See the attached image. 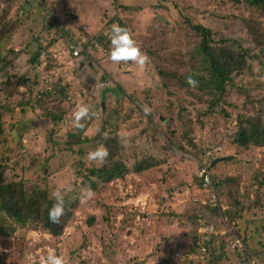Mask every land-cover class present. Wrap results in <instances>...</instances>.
Returning <instances> with one entry per match:
<instances>
[{
  "label": "rangeland",
  "instance_id": "1",
  "mask_svg": "<svg viewBox=\"0 0 264 264\" xmlns=\"http://www.w3.org/2000/svg\"><path fill=\"white\" fill-rule=\"evenodd\" d=\"M28 1L0 0L1 20L6 17L13 23L19 18L14 32L0 40V47L22 51L34 39H40L44 47L51 40L53 44L43 50L42 67L36 72H32L29 55L25 54L10 55L8 60L13 65L0 71V112L5 129V134L0 135V180L2 184L23 181L28 187L45 185L60 188L62 193L72 191L79 208L61 237L32 223L23 229L0 211V264H46L49 252L62 257L64 264H205L200 256L190 255L186 247L193 241L196 221L181 217V213L186 218V214L196 209L204 211L205 206L216 202L213 188L202 186L204 169H211L215 181H229L218 192L221 215L210 226L216 231H233L244 243L239 251L220 235L211 263L264 264V148L246 150L233 143L245 119L264 121L263 10L247 11L236 0H44L43 11L41 0H30V7H26ZM155 3L156 8H152ZM124 4L135 9L124 14ZM119 18L132 31L136 46L150 54H146L148 60L143 66L110 59V20ZM187 18L193 25L210 29L216 41L226 43L223 47L237 51L236 43H242L253 49L252 54L261 55L249 60L251 68L241 76H233L237 86L249 88L255 86V76H260L257 90L242 96L234 89L224 102L213 107L216 112L210 113L214 96L199 94L200 99L190 90L194 93L191 96L188 89L180 86L183 75L174 80L160 76L163 69L175 71L178 76L189 71V56L200 38L188 26ZM80 42L84 51L72 58L69 49ZM26 76L31 77L32 85L27 87L31 94L21 88ZM251 81L254 86L249 84ZM108 83L124 90L126 96L119 101L109 97L101 110L100 86ZM63 84L68 85L69 91L61 105L58 106L59 100L52 102L54 98L35 110L24 105L28 100L34 103V99H39L35 95L45 92L47 85L60 89ZM81 93L89 95V99H81ZM151 93L161 99L159 106L151 102L155 99H150ZM133 101L136 106L131 107ZM81 105L89 106L92 112L80 121L86 127L82 137L97 136L106 122L108 128L113 127L120 136L130 139L140 134L148 121L153 123L159 139L165 137L164 142L172 145L159 151L162 141L152 143L151 137L137 138L136 143L142 155H162L159 167L110 184L97 182L94 195L87 197L89 188L75 178L74 163L79 157L72 150H65L69 134L80 131L73 123L72 113L74 106ZM155 107L166 115L162 118L166 122L155 115ZM46 109L63 114L65 119L64 125L55 128L54 137L48 132L53 125ZM141 121L144 122L139 124ZM50 139L59 151H70L62 153V164L59 158L50 159ZM130 147L128 151L135 156ZM80 148L88 154L95 149V142L86 150L73 146V151ZM87 154L88 167H104V161H89ZM222 157L231 160L211 168ZM233 198L241 199L240 206L227 217L224 212L233 206ZM255 200L259 204L250 210ZM239 210V218L231 222L230 216ZM181 221L184 227L180 226Z\"/></svg>",
  "mask_w": 264,
  "mask_h": 264
},
{
  "label": "trees",
  "instance_id": "2",
  "mask_svg": "<svg viewBox=\"0 0 264 264\" xmlns=\"http://www.w3.org/2000/svg\"><path fill=\"white\" fill-rule=\"evenodd\" d=\"M29 1L27 2L26 7L31 4V2ZM43 1L44 0H41L39 5L41 6L42 10L45 11L46 7ZM234 2L243 5L247 11L263 10L264 12V0H236ZM156 6H157L156 3L155 5H151L152 8H156ZM160 6L164 7L165 5L161 4ZM26 7L23 6L22 8H24V10H26L25 12L27 13L28 10ZM131 9L134 10L135 8H133L132 5H127V4H124L121 7V10L124 11V14H128ZM24 13L22 12V17ZM119 19H120L119 21H115V19H112L110 20V22L113 24H115L116 22L121 27L126 28L129 31V34L131 35L132 31L128 29L127 23L122 18H119ZM158 19L162 21L161 18L158 17ZM16 21H19L18 17L17 19H15V22ZM15 22L11 23L10 21H7L6 17L3 18L2 20L0 19V40L1 41L4 39V37L14 32L15 27L17 26V23L15 25ZM46 22L47 21L45 20V25H46ZM186 22L188 26L191 27V29L194 31V33L200 38L199 45L195 47L194 51H192L191 55L189 56V71L187 73L180 74L178 76V73L175 71L163 69L160 72V76L162 75V77L166 80H169V79L174 80L183 75L181 79L182 84L180 86L182 88L188 89L189 93H191V96L198 95L197 97L200 99L202 98L199 94H210L214 96L216 98V101L215 103H212L211 105L212 108L209 109L208 111L210 113L216 112V110L213 107H216L221 102H224L226 98L225 96L229 92L234 91V89H236L238 93H240L242 96H248L249 90H252V91L257 90L255 86L260 85V81H259L260 76H255V80H256L255 86L252 85V81L249 83L250 85L254 86L252 88H249V86H246L248 84L243 85L246 87L237 86L234 82L233 76L234 75L241 76L246 69L251 68V66L249 67L248 65L249 60H257L260 58L261 55L252 54L253 49L243 47L242 43H236L237 51L234 49H231L228 46L223 47V45H225L226 43L223 41H220V42L216 41L214 39V33L210 29L205 28L202 24L193 25L192 21L188 18ZM164 23L166 22L164 21ZM45 27H43L42 29L43 31L45 30L44 29ZM54 27L57 29L56 25H54ZM50 29H51V26L49 30ZM90 39L97 41V38L90 37ZM50 44H53L52 40L51 42L48 43L47 46L44 47L40 39H34L22 51H15L14 49H11V51H9L7 50L6 46L4 47V49L0 47V71H3V69L6 66L13 65V63L10 60H8L10 55L17 56L20 54H25L23 56L29 55V65H30V68H32L33 70L32 72H36L38 69H41L42 67L41 59H42V56L44 57L43 50H48V48L50 47ZM261 45L263 46V44ZM83 48H84V45H83ZM69 54L72 58H74V55L70 49H69ZM146 54L150 55L147 51H146ZM190 62H192V66H190ZM27 77L28 76H26L25 79L23 80V84L21 88L24 91L26 90V92L30 93L29 88L27 87H31L32 82H31V77L29 79H27ZM188 77H191L194 81H196L194 86H190L186 82ZM53 87L52 85H47L45 87L46 89L45 92L41 91V94L39 95L37 93L35 96L36 97L38 96L39 99L38 98L34 99V103L30 102L31 100H28L26 104L24 103L22 104H24L25 106H29L31 110H35L38 106L39 107H42L44 105L46 106L47 104H49V102H51L50 99L54 98L52 99V102L53 100L54 102H57L59 100L58 106L61 105V99L66 97L69 91V87L68 85H64V84L62 85L60 89H56L55 87L54 88ZM107 87L114 88L112 87L111 83L102 84L100 86L101 88L100 97L102 100L101 110L105 109V106L107 104L106 101L109 99V97H112L116 101L121 100V98H116L114 95L109 94L107 95L106 100L103 101L102 91L107 89ZM116 90L120 93L121 97L125 99V96H126V94L124 93L125 91L119 87H117ZM190 90L193 91L195 94L192 93ZM160 93H163V92L161 91ZM150 95H151L150 99L155 98L151 102L159 106L161 104V99H159L158 95L156 94L154 95V93H151ZM88 96L89 95H86L85 93L80 94V98L85 99V101L89 99ZM68 99L70 100L71 98L69 97ZM65 100L66 99H64V101ZM134 101L131 102V107L136 106V103ZM147 101L148 100H146V102ZM53 108H56V107H53ZM77 108L78 106H74L73 109H77ZM2 109L4 111L9 112V109H5L4 107H2ZM159 109H160L159 107L154 108L156 112L155 115H160V118L164 123L166 121H164L162 118L166 115L164 113H161ZM90 114H92V112H90L89 110V115ZM46 116L49 117V120L52 122V125H53V128L51 129V131H48V132L52 134L51 137H54L56 133L55 128H57L61 124L64 125L65 119L63 117V114L62 115L58 114L57 111L47 110ZM2 119H3V115L0 112V135L5 134V129L2 124ZM142 122L144 121H141L139 124H141ZM103 126L104 127L101 129V131L99 132L97 136H94V137L89 136L93 138H89L88 136L82 137L85 133L86 127L85 125H83L82 127H79L80 131L78 133L69 134V137H68L69 140L65 147V150H72L71 152L79 157L77 159V163L76 162L74 163L76 180L82 181V183L85 186L87 185V187L93 191H95V189L97 188V185H99L97 182L101 184H110L117 180H124L129 175H139L143 172H146L147 170L151 168L159 167L160 165L159 155L160 156L162 155L158 153L152 157L149 155H142L140 148H137L138 146V143H136L137 138L151 137L152 143H157L156 140L162 141V147L160 146L159 151H163L164 149L167 150L168 149L167 147L172 145L171 143L167 144V142H164L165 137L164 138L162 137L163 140L159 139L160 137L157 136L156 134L157 132L153 127V123H150V121L147 122V127L145 126L143 127L145 128L144 130L141 129L140 134H137L136 136H133L134 138H130V139L120 136L118 134L119 131L115 130L113 127H110L112 128V130L110 131L109 130L110 128H108L109 125L106 124V122L103 123ZM239 126H240L239 130L236 132V135L233 141L235 145H237L238 147L242 149H246V150H249V149L257 150V149L264 148V121L261 118H254L250 122L247 119H245L244 122L241 123ZM142 130L143 132H145L144 135H142ZM91 142L92 143L95 142V149L98 146L103 145L108 150V155L104 159V167H101L100 169L87 166L88 163L87 161H85V157L87 153H84L82 148H80V150L77 152L76 150L73 151V146H77V148L79 146H82L86 150L87 146H89ZM48 144L50 148H53V151L50 155V159L53 160L55 158H59L58 161L60 164H62L63 161H65V157L62 156V153L63 152L68 153L70 151H59L56 148L57 147L56 142L52 139L48 141ZM175 144H176V141H175ZM129 145H132V147L130 148L132 149V152L135 156H133L128 151ZM127 152L128 154L126 155ZM129 154L131 155L130 157H132V159L128 157ZM124 160L127 161L128 164ZM210 173H211V169H210ZM211 179L213 183V191L216 196V202H214V205L205 206L204 211H201V212H199V210L196 209L193 211V213H188L186 215L184 213L186 218H184L181 213V217L184 220L194 219L196 221V224H195L196 228L194 229V235L192 236L193 241L191 245H186L187 250L190 253V255H195V256L199 255V250H200V247L198 245L200 241V236H199V231H198L199 228L213 227V226H210V225H213V220L217 217L219 218L221 215V212L219 209L222 205H220V207H217L219 206V202L221 203V197L219 196L218 192L219 190L223 189V187L224 188L227 187L229 185V181H226V179L215 181L213 175H211ZM262 185L263 184H260L261 187ZM30 186L31 187H28L27 184L23 183V181L2 184V181L0 180V211L4 212V214L7 216L8 219H11L14 222H17L20 225V227L23 229L26 228L29 223H32L34 224L36 228H40L48 232L50 235L54 237H61L64 234L65 229L69 225L73 216L75 215V212L79 208V200L77 199V197L73 196L72 191H68L67 193L63 192L65 211H64V214L60 217L59 222L53 224L49 221L48 210L51 208L52 204L54 203V200L50 198V193L55 188H50V187L46 188L45 185H43L44 187H40L39 185H30ZM237 194H239L238 191H237ZM217 198L219 201L217 200ZM239 199H234V198L231 199L230 204L233 206L231 208L228 207L227 209L228 211L226 210L224 212L225 216L228 217L230 215V212L232 213V211L235 208H238L240 206V203L238 201ZM257 204H259L258 200H255L254 204L250 205L249 209L250 210L256 209L258 206ZM243 209L245 210L246 208H243ZM240 210L237 211L233 216H230L231 222L236 221L239 218L238 216L242 212ZM180 226L184 227L183 221L180 222ZM261 229L264 230V224L262 225ZM218 237L211 234L208 236V240L205 242L204 247L208 249L207 260L209 262H211L214 258V252H216V245H217ZM173 257L174 255L172 256V259Z\"/></svg>",
  "mask_w": 264,
  "mask_h": 264
},
{
  "label": "clouds",
  "instance_id": "3",
  "mask_svg": "<svg viewBox=\"0 0 264 264\" xmlns=\"http://www.w3.org/2000/svg\"><path fill=\"white\" fill-rule=\"evenodd\" d=\"M110 44V59L113 62H135L137 65L143 66L148 60L147 55L136 46V42L129 34V31L118 24H113L111 26ZM186 82L190 86H194L196 83L191 77H188ZM72 116L73 123L77 127H82L83 125L80 124L81 119H87L89 116L88 106H79L72 113ZM107 155L108 150L103 145H100L95 150L88 152L87 159L89 161H99L102 163ZM86 195L90 198L94 193L91 189H88ZM50 198L54 200V203L48 210V218L51 223L55 224L59 222L60 217L65 211L62 190L60 188L53 189L50 193ZM46 264H64V260L62 257L49 252Z\"/></svg>",
  "mask_w": 264,
  "mask_h": 264
},
{
  "label": "built area",
  "instance_id": "4",
  "mask_svg": "<svg viewBox=\"0 0 264 264\" xmlns=\"http://www.w3.org/2000/svg\"><path fill=\"white\" fill-rule=\"evenodd\" d=\"M74 55V57L80 56V53L84 51L82 42H80L79 45H73L72 48L70 49ZM201 181H202V186L205 188H213V183L211 179V173L209 169H204L202 171L201 175ZM211 227L209 229L208 227H203L199 230V236H200V241L198 243L200 250H199V255L203 262L205 264H212L207 260V254H208V249L205 246V242L208 240V236L213 234L215 236H223L225 239H227V242H231V245L234 247V249H238L241 251L244 247L243 240L238 237L233 231H216L215 228Z\"/></svg>",
  "mask_w": 264,
  "mask_h": 264
},
{
  "label": "water",
  "instance_id": "5",
  "mask_svg": "<svg viewBox=\"0 0 264 264\" xmlns=\"http://www.w3.org/2000/svg\"><path fill=\"white\" fill-rule=\"evenodd\" d=\"M114 95L116 98H121L120 93L115 89V88H107L105 90L102 91V99L103 101L106 100L107 95ZM104 105V103H103ZM231 160V157H223L221 159H217L214 161V163L211 165V167L213 168L218 162H227Z\"/></svg>",
  "mask_w": 264,
  "mask_h": 264
}]
</instances>
